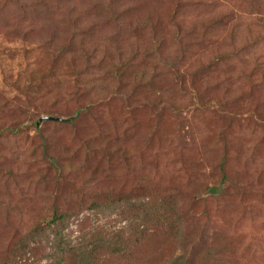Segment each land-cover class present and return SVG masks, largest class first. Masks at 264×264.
I'll list each match as a JSON object with an SVG mask.
<instances>
[{"label": "rangeland", "instance_id": "374dc122", "mask_svg": "<svg viewBox=\"0 0 264 264\" xmlns=\"http://www.w3.org/2000/svg\"><path fill=\"white\" fill-rule=\"evenodd\" d=\"M163 2L161 16L170 34L172 21L185 32L193 29L196 37L203 29L213 33L175 60L187 90L197 92L195 100L190 94L180 98L177 112L170 107L154 112L158 106L152 107V97L164 90L163 82L171 84L172 74L155 80L158 74L143 54L148 45L143 35L122 30L114 38L117 30L92 15L86 42L102 62L92 78L84 79L83 93L68 57L8 35L16 27L36 29L37 21L0 26V264H7L31 226H46L56 209L67 215L66 221L34 235L27 264H55L65 257L62 248L84 252L114 244L120 234L128 238L142 224L132 203L157 193L166 199L171 193L180 203L175 218L182 225L181 241L185 237L195 247L181 248L174 229L161 230L155 250L139 248L125 260L121 253L111 258L106 249L108 255L102 251L96 264H170L193 248L197 262L221 251L227 264H264V0ZM220 13L230 17L221 26L208 25L207 18L216 14L219 19ZM131 45H139L141 52L117 87L109 82V75L123 66L115 49L127 58ZM233 46L247 50L227 70L234 73L227 94L220 93L225 106L217 108L215 96L223 86H209L206 80L220 77L223 69L197 71L220 50L236 51ZM107 47L110 54L103 55ZM173 50V56L180 54ZM242 66L255 69L253 84L246 79L235 84V71ZM105 81L110 98L89 107ZM88 89L97 93L87 94ZM237 91L242 93L238 98ZM145 100H151L149 107ZM211 186H222V194L209 196ZM109 196L113 203L105 206Z\"/></svg>", "mask_w": 264, "mask_h": 264}, {"label": "trees", "instance_id": "16d2710c", "mask_svg": "<svg viewBox=\"0 0 264 264\" xmlns=\"http://www.w3.org/2000/svg\"><path fill=\"white\" fill-rule=\"evenodd\" d=\"M157 1L158 5L156 6L154 0H0V26H9L13 20L24 21L32 19L37 21L38 29L37 27L36 29L30 28L24 32L22 29L16 27V29L13 30V34L8 32V35L44 49L50 48L53 53L59 54L58 56L63 55L68 57L71 70L76 80L80 82L83 93L84 79L92 78V75L95 73V68L100 66L102 62L95 50H92L93 45H89V43L86 42V39H89L91 34L92 25H90L88 21L92 15H96L95 18L98 19L96 20L101 23V25L117 30L112 36L114 38L120 36L122 30L128 31L130 36L143 35L148 41V45L143 51V54L149 59L150 67L158 74L155 80L172 74V80H170L171 84L166 85V83L163 82L162 88L164 90L162 92L160 90L156 91L157 93L152 97L154 101L152 107H154V105L158 106V109H154V112L157 113L158 110L161 111V109L168 107L177 112L178 109L176 106H178V102L181 100L180 98L183 99V97L190 94L192 100H195L197 92L193 87V91L187 90L188 85L184 81V74L178 69L175 60H180L183 54L190 53L192 48L195 47L194 44L200 43L212 31L209 28L203 29L201 31L202 35L196 37L195 33H192L195 32L193 29L185 32V28L182 24L179 25L175 23L176 21H172L171 25L174 26L175 24V28L173 34H170V32H168V27L164 24L160 11V6L164 3V0ZM178 11L183 13L184 9L182 10V7H180ZM215 17L216 14L208 17L207 19L209 21H206L208 25L213 22V28L223 25L230 15H222L220 13L219 19ZM262 22H264V19L261 20V23ZM261 38L264 39V36ZM191 43L193 44L191 45ZM182 45H184L182 49L185 50V48L188 47L187 50H181ZM174 46L180 53L179 55L177 54V56H173ZM132 47L131 45L130 56L127 58H125L124 55H119L118 46L115 49V54H117L116 59L118 63H121L123 60V66L116 69L113 76L112 74L109 75V82L112 79L116 82L115 85L117 87H120L124 81L123 73L126 72L127 74L129 72L133 59L135 60L141 52L139 45L135 48ZM108 48L109 47L103 51V55L110 54ZM235 50L236 51L220 50L217 56L215 55L214 58H211L212 63L203 67L202 70H196L198 73L208 74L209 71L214 68L220 67L223 69L220 77L211 81L206 80L209 86H223V89L215 96L217 108H224L225 106L222 104L223 99L220 93L223 92L227 94L226 84L231 82L230 76L234 73H227V70H232L235 67V65H233L234 60H238V63L241 62L243 54L246 53L247 46H244L241 50L235 47ZM173 61H175V63H172ZM213 72L212 70V73ZM235 73H237V83L235 84H242L238 82L241 80L244 81L245 79L246 83L249 82L253 84L252 79L256 75L253 67L246 69L245 66H242V68L239 67ZM108 85V81L103 83L104 87L101 89V92H99L101 93V95L99 94V99L93 97L94 94L97 93L95 89L87 90V94H93V98L90 100L92 102L89 107L93 104L97 105V103L105 104L104 102L110 98L107 92L110 89ZM248 93H250V91H246V94ZM174 94L176 97H174ZM241 94V92L237 91L235 95L238 98ZM150 101L151 100H145L143 103L146 104V107H149ZM80 111L81 110H79V113ZM246 159L248 160V156H246ZM224 165L221 164L223 170ZM261 168L262 170L264 169L263 166ZM206 192L211 197H219L222 194V186H211ZM156 195L160 201L157 197L146 194L141 196V198H137L139 199L138 202L132 203V208L135 209V213H137L136 217L140 218L142 224L135 227L136 229L132 231L130 237L125 238V236L120 234L117 235L116 238H113L114 241L119 240L118 242H114V244L111 245H103L100 243L90 250H84V252L76 249H68V247L65 249L62 248L63 251L60 252L61 257H65L61 261L57 260L56 263L96 264L98 255L102 254V251H105V255H108L107 250L110 256L112 255L115 257L121 253V258L127 260L129 257L133 258L136 250L139 248L147 247L148 249L153 248L155 250L156 240L161 230L174 229V241H177V238H179L182 244L181 248L194 243L186 241L185 237L184 243L181 241L183 239V236H181L182 225L181 222L175 218L177 217V213L182 210L180 203L176 201V198L173 197L171 193L168 194L171 200H169V198L166 199L160 193ZM112 203L113 198L109 196L107 201L104 202V205L111 206ZM66 219L67 215L56 209L52 219L45 223L46 226L40 224L31 226L27 230V233L20 238V241L15 243L14 248L16 252L14 254L12 253L7 259V264H27L28 261H30V254L33 251L30 244L33 242L34 235L40 236L45 230L57 228L64 223ZM58 236L59 235H57V237ZM57 241L59 242L60 240ZM58 246L60 249L62 245L58 243ZM192 247H195V245L192 244ZM195 249L196 248L190 249L191 251L188 252L184 251V254L178 255L170 264H227L225 263L227 256L224 258L226 253L221 251L208 253L205 257L201 258L202 260H199V263L194 260ZM54 253L56 254L55 257L58 259L57 256H59L60 253L58 254L57 250L54 251Z\"/></svg>", "mask_w": 264, "mask_h": 264}, {"label": "water", "instance_id": "95a60500", "mask_svg": "<svg viewBox=\"0 0 264 264\" xmlns=\"http://www.w3.org/2000/svg\"><path fill=\"white\" fill-rule=\"evenodd\" d=\"M46 119H48V120H53V121H61V120H59V119H54V118H43L41 121L46 120Z\"/></svg>", "mask_w": 264, "mask_h": 264}]
</instances>
